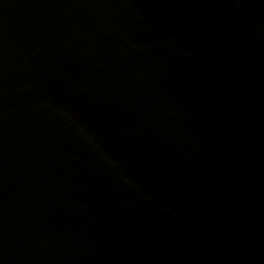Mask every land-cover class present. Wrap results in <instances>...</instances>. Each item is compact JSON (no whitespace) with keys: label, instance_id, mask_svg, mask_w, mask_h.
I'll return each instance as SVG.
<instances>
[{"label":"water","instance_id":"water-1","mask_svg":"<svg viewBox=\"0 0 264 264\" xmlns=\"http://www.w3.org/2000/svg\"><path fill=\"white\" fill-rule=\"evenodd\" d=\"M0 264H264V0H0Z\"/></svg>","mask_w":264,"mask_h":264}]
</instances>
